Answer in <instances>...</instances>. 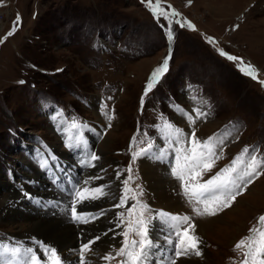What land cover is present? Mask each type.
<instances>
[{
    "label": "rangeland",
    "instance_id": "374dc122",
    "mask_svg": "<svg viewBox=\"0 0 264 264\" xmlns=\"http://www.w3.org/2000/svg\"><path fill=\"white\" fill-rule=\"evenodd\" d=\"M152 2L150 6L148 0H0V203L8 200L14 191L10 190L13 186L4 173L9 171V166L18 181L17 175L28 174L29 171H25L29 164L39 167L38 162L47 161L41 157L36 159L38 162H29L30 150L37 155L45 151L52 157L55 155L54 158L62 154L58 150L55 153V149L52 154L46 145H40L42 137L49 145L68 149L64 147L66 136L73 132L76 151L70 152L67 158L75 162L76 153L86 156L96 147L99 160L87 173L89 177L101 175L107 189L114 186L108 194L109 204L125 194L123 181L129 175L132 177L128 182L131 191L126 193L127 205L117 209V213L124 215L117 218L116 213V220L120 222L119 239L106 250L97 247L100 257L109 253L113 257L104 264H120L125 257L116 256V252L123 245L122 233L127 230L129 221L134 222L141 211L143 219L149 221L153 216L151 207L158 206L149 197L138 161L143 146L156 143L164 152L161 169L173 178L181 205L191 211L195 220L200 219L203 226L200 246L207 259L202 262L240 264L243 253L235 249V244L246 236L258 238L249 229L264 230V223L258 222L264 215V175L256 179L231 208L215 217H200L193 211L198 205L184 194L182 185L186 181L175 178L172 168L177 156L190 154L188 137L193 130L201 143L209 137L230 133L223 152L216 150L221 159L203 179L231 164L237 156L240 157L237 165L241 168L244 165L240 162H247L253 154L257 163L261 158L264 160V0ZM158 4L162 10L159 17L151 12ZM172 9L180 15L172 17ZM17 15L20 21L16 31L8 36ZM189 21L194 29L188 26ZM169 24L172 39H167ZM99 37H107L109 42L104 53L94 48ZM169 44L168 70L145 95L153 71L169 57ZM220 50L242 58V62L229 60ZM247 65L256 71L253 75H258V79L244 73L251 70ZM141 97H144L143 105ZM103 104L107 108H103ZM194 109L207 115L192 124L188 116L194 115ZM62 114L65 122L61 120ZM70 116L81 120L80 129L86 128L87 121V126L97 131L103 121L107 131L97 138L90 130L73 129L68 122ZM87 116L99 121L85 119ZM109 116L113 117L111 121ZM165 122L182 129L181 136H165L161 131ZM51 128L60 132L53 133ZM93 138H96L95 144L91 143ZM246 147L248 154L244 153ZM134 154H137L135 159ZM130 165L131 173L128 172ZM68 167L69 163L65 169L69 170ZM52 170L49 179L56 177ZM260 170L264 171V166ZM117 172L121 173L119 179ZM43 174L36 178L45 179ZM115 179L117 183L113 184ZM22 181L28 183L24 178ZM34 184L36 182L32 183V188L36 189ZM108 207L106 216L111 210ZM129 207L133 208L131 216ZM7 209L10 210L8 206ZM1 212L0 237L19 245L16 241L22 242L20 235L28 231L27 220L17 215L13 219ZM160 223L162 227L155 226L157 231L170 235L169 228L158 217L150 225V234L156 233L151 230L153 225ZM226 226L231 228L224 231ZM223 234H228L229 239ZM195 235L198 236L196 231ZM129 239L139 237L130 232ZM160 245L155 243L150 264L156 260L167 264L171 250L161 257L164 249L158 250ZM79 248L80 245L78 252ZM38 254L42 255L40 250ZM23 258L22 253L20 259Z\"/></svg>",
    "mask_w": 264,
    "mask_h": 264
},
{
    "label": "snow or ice",
    "instance_id": "6c2138e0",
    "mask_svg": "<svg viewBox=\"0 0 264 264\" xmlns=\"http://www.w3.org/2000/svg\"><path fill=\"white\" fill-rule=\"evenodd\" d=\"M148 3L151 4L152 0H148ZM189 3H191V0H189ZM153 12L158 14V17L159 14H162L159 4L157 5V8L153 9ZM171 15L172 17H178L180 14L172 9ZM164 18L167 19L168 17L165 16ZM19 21L20 17L17 15L12 30L7 33L8 36H11L16 31V24ZM177 23H180L181 27L184 26L180 21H177ZM188 26L193 29L195 28L191 22H188ZM235 27L238 28L239 26L237 25ZM168 37L169 39H172L171 24H169ZM209 41L212 42V38H209ZM220 54L222 56H227L229 60H239L242 62V58L229 55L223 50H220ZM170 55L171 54H169V57L165 58L161 66L153 71L149 83L146 85L145 95H147V93L153 88L154 82L157 81V78L167 72ZM247 67L249 69L252 68L251 65H247ZM247 74L253 76L251 70ZM20 83H24V81H20ZM108 99H111V97ZM143 101L144 97H141V105H143ZM102 107L107 108V105L103 104ZM193 113L194 115L189 114L188 116L192 124L201 117L206 118L207 115L200 109H194ZM112 118L113 117L109 116L110 121ZM110 126L111 124L109 123V127ZM71 127L76 129L78 124L73 122ZM161 131L165 136H176L177 138L183 133L182 129L175 128L168 122H165ZM227 135H230V133H226L225 136L209 137L208 140L201 143L197 139L196 133L193 130L188 137V142L190 144L188 152H190V154L176 157V165L172 168L173 176L181 181H196L190 185L187 182L182 185L184 194L188 196L190 202L194 201L195 204L198 205L193 208L196 216L215 217L225 209L231 208L237 198L243 195L256 179L261 175H264V171L260 170L262 166H264V160L257 163V157L253 154L247 162H240L241 165H244L242 168L237 165V161L240 160V157L237 156L232 160L231 164L226 165L224 168L220 169L219 172L211 175L208 179H203L205 173H211L212 169L216 166V161L221 159V156L217 154L216 150L219 148L220 152H223V146ZM133 139L135 140V137ZM213 141H215V143H213ZM181 152H184V149H181ZM244 153H249L247 147L244 149ZM135 158L136 154L133 155V159ZM90 159L94 162L99 160V157L93 153ZM181 159L183 160V163H181ZM46 164L47 161H45V165ZM90 166L94 167L95 165L92 164ZM128 172L131 173V165L129 166ZM116 176L117 179H119L121 173L117 172ZM101 179L102 177L99 176L90 177L73 188L72 202L67 208L68 218L72 222H79L87 225L106 214V210H101L100 212H78V206L92 204L108 195V192L106 191L108 187L107 185L91 187L94 180ZM131 179L132 177L129 175L128 178L123 181V192L125 194L121 195L119 203L113 205V207L120 208L127 205L129 197L126 193L131 191L128 187V182ZM131 199H135V197H131ZM200 206H202V208ZM128 212L131 216L133 214V208L129 207ZM123 215V213H120L121 217H123ZM157 215L161 221L168 226L170 232V235L167 238V243L171 247V255L167 257V264H177V259L189 254H194L197 257L203 254L200 248L202 241L194 234L196 225L192 222V217L187 215H173L162 211ZM143 216V211L137 213L135 221H129L127 230L122 233L124 236V242L122 247L116 252V256L125 257V259L121 260L120 264H150L151 262V258L154 255L153 248L155 246L149 237L150 224L143 219ZM258 222L264 223V215H261L258 218ZM116 226L119 227L120 222H118ZM108 231L111 232L114 231V229H109ZM249 231L250 233H256L258 238H254L251 235L246 236L235 244V249L241 250L243 253V259L240 261V264H264V230L252 228L249 229ZM130 232L134 233L135 236H138L139 239L130 240ZM190 232L193 234L190 235ZM103 235H107V232L103 233ZM172 237H175V239ZM100 239L101 236L97 235L92 239H89L87 242L81 243L78 252V264H92L91 256L93 253V245H95ZM42 249L47 257L46 262H41L36 255L35 250L32 248L24 249V258L20 259L22 254V249L20 247H5L4 251L9 253L12 257L7 264H62L61 257L58 255L56 248L42 246ZM99 259L110 261L113 257L109 253L99 257Z\"/></svg>",
    "mask_w": 264,
    "mask_h": 264
},
{
    "label": "bare ground",
    "instance_id": "6f19581e",
    "mask_svg": "<svg viewBox=\"0 0 264 264\" xmlns=\"http://www.w3.org/2000/svg\"><path fill=\"white\" fill-rule=\"evenodd\" d=\"M251 71L256 73V71L253 68H251ZM160 155L162 156L163 154L161 152H158L157 155L142 157L141 160H139L140 171L143 175L144 180L146 181V188L148 189L147 191H148L149 197L151 200L154 201L153 203L154 205L156 204L158 206L164 207L166 210L167 209L177 210L180 212L185 211L186 213H188L186 211L187 209L183 208V206L181 205L182 202L180 201L179 197L176 196V193H175L176 189L174 188L175 186L173 183V178L168 177V174L164 173L163 169H161L163 165H161L162 163H161ZM94 165L96 164L94 163ZM29 166L27 167L25 172L29 171L28 172L29 175L35 174L36 173L35 168L32 167L31 164H29ZM93 168L94 167L91 166L87 170L84 171L85 175H83V178L81 176L82 182L85 179L90 178L88 176L90 175V173H87V172L88 170H93ZM17 176L20 177L18 179V181H20L26 175L23 172V177H21V175H17ZM100 177L102 176L100 175ZM115 180L113 181V184L117 183V180L116 181ZM104 181L105 180L103 179L94 180L92 182L91 187H95L98 184L104 185L105 184ZM70 186L74 188L77 185L75 182H71ZM110 188L106 189L108 194H110L111 192ZM10 190L12 191L13 189L11 188ZM108 202H109V198L107 195L106 197L98 201H95L92 204H85V205L78 206L79 209H81V207L83 206L87 210H91V211L99 210V212L101 210H107L108 205L111 207L109 216H106L107 214L102 215L100 216L98 220L94 221L93 223L87 224V225L79 223V222H72L68 218V211H67L68 202H65L62 205L51 207V211L49 212V215H46L45 214L47 212L46 210H43V214H42L40 211H34L35 209L33 211H32V208L28 209L25 199L21 195H19L17 191L11 192V196L8 198V200L0 203L2 207L0 208V210L2 211L1 213L4 216L6 215L10 218H13L17 215V216L24 217L27 220L28 231L20 235V238L22 239V244H26L28 239L30 238L45 239L54 245L53 248H56L59 255L62 256L63 262L69 261L70 259L79 258L77 247L81 245L82 242H87L89 239H92L93 237L97 235L101 236V239L97 241L95 245H93V253H92L91 259H92L93 264H104L105 261L99 259L101 254L97 253L98 252L97 247L99 249L106 250V248H108L110 245L115 243V241H118L119 239L118 232L120 228L116 226L117 224L116 223V213H117L116 208L117 207H113V205H115L116 202L114 199L110 201V204ZM7 206L10 210L7 209ZM21 207H26L27 209H21ZM199 220H194L195 225H196L195 231L197 232L198 237L200 236V233L202 232V228H203ZM155 226L162 227V224L161 223L154 224L153 225L154 229L152 228L151 230L156 233H154L153 235V233L150 234L151 233L150 232L149 235L152 237L153 239L152 241L154 245L156 243V246H158L160 245L158 244L159 242L162 243L158 248V250L164 249L163 251L164 254H162L161 257L167 256L171 250V247L166 248L167 245L169 246V244L167 243V238L169 237V235L163 234L164 232L159 233L157 229L155 228ZM227 227L231 228V226H226L224 231H227ZM109 229H114V231L109 232L108 231ZM106 232H107V235H103V233H106ZM167 232H169V230ZM223 236L227 240L230 237L228 234H223ZM172 238L175 239V237H172ZM99 242L102 243L101 246L98 245ZM0 245L2 246V243ZM201 250L203 253L201 256L197 257L194 254L182 256L179 259H177V264H205L202 261H205L207 259L205 257L207 254L205 255V251L202 248ZM72 253L75 254V256H72L71 255ZM157 256L158 255H156V258H158ZM41 260L44 261V259H41ZM161 262L162 261L159 262V260H156V262L154 263L160 264ZM67 264H71V263L67 262Z\"/></svg>",
    "mask_w": 264,
    "mask_h": 264
}]
</instances>
